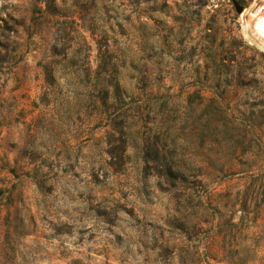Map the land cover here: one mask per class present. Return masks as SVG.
Here are the masks:
<instances>
[{
  "label": "rangeland",
  "instance_id": "374dc122",
  "mask_svg": "<svg viewBox=\"0 0 264 264\" xmlns=\"http://www.w3.org/2000/svg\"><path fill=\"white\" fill-rule=\"evenodd\" d=\"M255 1L0 0V264H264Z\"/></svg>",
  "mask_w": 264,
  "mask_h": 264
},
{
  "label": "bare ground",
  "instance_id": "6f19581e",
  "mask_svg": "<svg viewBox=\"0 0 264 264\" xmlns=\"http://www.w3.org/2000/svg\"><path fill=\"white\" fill-rule=\"evenodd\" d=\"M259 2V0H256L255 1V5L254 7L256 6V4ZM261 3V1H260ZM259 3V4H260ZM264 4V3H263ZM263 7V6H262ZM261 7V8H262ZM257 13V12H256ZM259 13V12H258ZM257 17V16H256ZM259 17H260V22H261V25H259L257 27V29H255V34H254V37L256 38L257 42L264 48V12L261 11V13L259 14Z\"/></svg>",
  "mask_w": 264,
  "mask_h": 264
},
{
  "label": "water",
  "instance_id": "95a60500",
  "mask_svg": "<svg viewBox=\"0 0 264 264\" xmlns=\"http://www.w3.org/2000/svg\"><path fill=\"white\" fill-rule=\"evenodd\" d=\"M237 8H238V10H239V11H241V10H242V8H241V7H237Z\"/></svg>",
  "mask_w": 264,
  "mask_h": 264
}]
</instances>
